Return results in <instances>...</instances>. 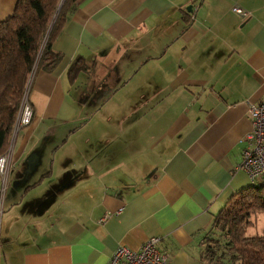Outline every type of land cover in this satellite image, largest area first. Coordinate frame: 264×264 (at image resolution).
Masks as SVG:
<instances>
[{
	"label": "crops",
	"instance_id": "1",
	"mask_svg": "<svg viewBox=\"0 0 264 264\" xmlns=\"http://www.w3.org/2000/svg\"><path fill=\"white\" fill-rule=\"evenodd\" d=\"M50 46L0 177V264H106L153 235L169 264H204L215 215L264 184L239 168L264 0H76Z\"/></svg>",
	"mask_w": 264,
	"mask_h": 264
},
{
	"label": "trees",
	"instance_id": "2",
	"mask_svg": "<svg viewBox=\"0 0 264 264\" xmlns=\"http://www.w3.org/2000/svg\"><path fill=\"white\" fill-rule=\"evenodd\" d=\"M75 4L76 0H17L13 13L0 20V154L8 146L31 74L38 68L50 71L57 61L50 44ZM260 214L264 216V184L251 183L234 193L213 219L203 244L204 264H264Z\"/></svg>",
	"mask_w": 264,
	"mask_h": 264
},
{
	"label": "built area",
	"instance_id": "3",
	"mask_svg": "<svg viewBox=\"0 0 264 264\" xmlns=\"http://www.w3.org/2000/svg\"><path fill=\"white\" fill-rule=\"evenodd\" d=\"M232 10L238 14H245L240 7L234 6ZM31 74L30 78L32 77ZM29 78V80H30ZM30 82V81H29ZM29 82L22 96L20 107L11 131V140L8 147L0 154V177L5 180L12 153V141L15 133L31 119V105L28 100ZM248 114L251 119V130L245 136L247 146L242 151L239 168L247 173L252 180L264 175V99L255 104H250ZM120 207L115 214L122 211ZM109 215L105 213L100 220ZM159 235L147 237L137 249L118 246L111 254L106 264H169V255L159 247Z\"/></svg>",
	"mask_w": 264,
	"mask_h": 264
},
{
	"label": "rangeland",
	"instance_id": "4",
	"mask_svg": "<svg viewBox=\"0 0 264 264\" xmlns=\"http://www.w3.org/2000/svg\"><path fill=\"white\" fill-rule=\"evenodd\" d=\"M33 73H34V72H33ZM106 105H107V104H105V107H106ZM0 199H1V198H0ZM261 217H262V219H264V216H263L262 214H260V215H259L260 220H259V223H258V226H259V227L262 225ZM258 226H257V228H258ZM252 228H253V227H252ZM250 230H254V228H253V229L247 228V232H250Z\"/></svg>",
	"mask_w": 264,
	"mask_h": 264
},
{
	"label": "water",
	"instance_id": "5",
	"mask_svg": "<svg viewBox=\"0 0 264 264\" xmlns=\"http://www.w3.org/2000/svg\"><path fill=\"white\" fill-rule=\"evenodd\" d=\"M59 8V7H58Z\"/></svg>",
	"mask_w": 264,
	"mask_h": 264
}]
</instances>
